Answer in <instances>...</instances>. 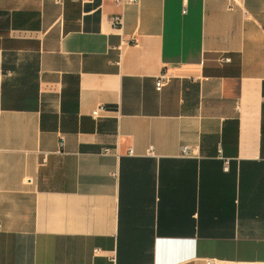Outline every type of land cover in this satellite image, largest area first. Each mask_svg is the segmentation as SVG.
<instances>
[{"label":"crops","instance_id":"crops-1","mask_svg":"<svg viewBox=\"0 0 264 264\" xmlns=\"http://www.w3.org/2000/svg\"><path fill=\"white\" fill-rule=\"evenodd\" d=\"M0 264H264V0H0Z\"/></svg>","mask_w":264,"mask_h":264},{"label":"built area","instance_id":"built-area-1","mask_svg":"<svg viewBox=\"0 0 264 264\" xmlns=\"http://www.w3.org/2000/svg\"><path fill=\"white\" fill-rule=\"evenodd\" d=\"M62 1L63 0H56V3L58 4H62ZM85 1H89V0H85ZM117 4H130V3H134L136 2L137 0H115ZM186 11L184 10V13ZM111 24L116 27V28H121L122 25H123V17L120 16V15H116V16H113L111 18ZM226 61H230L229 58H226ZM170 79V76L167 74V73H163L157 80L156 82V89L158 91H160L163 86L169 81ZM102 108H98L97 110H95L93 112V116L96 117L99 115L100 111H101ZM63 144V143H62ZM132 153V152H131ZM183 154L184 155H187L189 154L188 150L186 148L183 149ZM97 253H99V251H97Z\"/></svg>","mask_w":264,"mask_h":264}]
</instances>
